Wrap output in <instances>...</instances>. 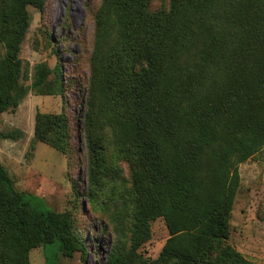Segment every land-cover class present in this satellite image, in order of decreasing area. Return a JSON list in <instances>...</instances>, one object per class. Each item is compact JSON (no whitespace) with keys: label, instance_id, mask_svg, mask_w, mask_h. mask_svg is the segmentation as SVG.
Here are the masks:
<instances>
[{"label":"trees","instance_id":"16d2710c","mask_svg":"<svg viewBox=\"0 0 264 264\" xmlns=\"http://www.w3.org/2000/svg\"><path fill=\"white\" fill-rule=\"evenodd\" d=\"M46 1L0 0V115L24 94L28 9ZM152 1L103 0L96 16L81 124L89 202L109 212L117 160L134 169L112 210L107 264H255L228 241L240 165L264 153V0H172L167 12H152ZM69 141L66 115L36 114L34 142L67 155ZM157 218L169 238L147 260L139 250ZM40 247L46 264L84 251L71 215L19 192L0 166V264H31Z\"/></svg>","mask_w":264,"mask_h":264},{"label":"rangeland","instance_id":"374dc122","mask_svg":"<svg viewBox=\"0 0 264 264\" xmlns=\"http://www.w3.org/2000/svg\"><path fill=\"white\" fill-rule=\"evenodd\" d=\"M103 0H47L43 11L29 7L30 28L22 44L20 90L16 108L0 115V166L14 180L19 192L36 194L49 207L69 213L83 252L61 257L55 264H107L117 235L112 210L117 200L134 186V169L117 160L119 190L110 192L107 204L93 206L86 197L88 150L84 143L82 111L89 82L91 57L96 39V16ZM172 0H153L152 12H167ZM5 50L0 44V58ZM61 68V70H60ZM48 71L46 82L36 86L40 72ZM38 112L64 114L69 121V151L64 155L49 145L34 142ZM13 134L15 137H7ZM12 136V135H11ZM241 182L230 220L228 244L255 264H264V153L239 168ZM151 240L139 252L156 260L169 232L163 218L151 223ZM31 264H46L44 249H32Z\"/></svg>","mask_w":264,"mask_h":264}]
</instances>
